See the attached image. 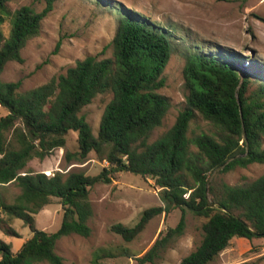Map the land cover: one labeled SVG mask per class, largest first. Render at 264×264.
I'll return each instance as SVG.
<instances>
[{
	"label": "trees",
	"instance_id": "obj_1",
	"mask_svg": "<svg viewBox=\"0 0 264 264\" xmlns=\"http://www.w3.org/2000/svg\"><path fill=\"white\" fill-rule=\"evenodd\" d=\"M11 1L0 0V106L8 111L0 118V231L19 236L13 225L18 218L32 235L17 251L0 237V264H66L57 243L72 233L91 235V187L110 183L116 172L125 171L153 178L164 205L145 209L135 225L112 224L111 231L131 242L155 216L176 209L183 212L177 226L169 227L145 253L135 256L136 264H157L183 234L188 211L204 218L202 237L179 264H210L234 237H264V173L247 185L214 177L237 166L264 163V66L255 62L254 68L238 53L220 47L207 51L198 43L182 44L175 39L173 27L118 3L111 6L118 20L112 57L87 55L66 73L21 91V81H4L2 73L9 61H24L23 48L39 35L57 0H44L41 11L32 5L12 9ZM176 51L186 60L187 105L172 127L149 142L170 107L160 89L166 85L164 71ZM254 77L259 82L252 89ZM107 91L113 97L96 135L81 111ZM198 114L216 130L190 137L191 122ZM71 130L79 132V148L67 152L68 158L85 161L94 152L108 162L100 173L47 174L28 166L33 158L44 159L65 147ZM13 182L21 193L8 201L2 188ZM53 197L61 199L64 217L60 228L49 232L37 228L35 215ZM123 253L126 250L119 251ZM119 254L101 248L94 259Z\"/></svg>",
	"mask_w": 264,
	"mask_h": 264
},
{
	"label": "rangeland",
	"instance_id": "obj_2",
	"mask_svg": "<svg viewBox=\"0 0 264 264\" xmlns=\"http://www.w3.org/2000/svg\"><path fill=\"white\" fill-rule=\"evenodd\" d=\"M118 3L164 27H173L175 39L182 44L198 43L207 51L211 47H220L238 53L246 64L251 63L254 68L255 62L264 66V0H57L54 9L43 19L39 35L31 38L23 48L24 61H9L2 79L21 81L20 90L26 91L66 73L78 59L87 55L112 57V40L118 20L111 6H117ZM22 5H32L41 11L45 1L10 2L12 9ZM185 63L182 53L176 51L165 68L166 85L160 92L169 98L170 107L162 124L154 129L149 142L172 127L187 105ZM258 82L254 77L252 89L257 88ZM112 97V91L98 94L81 111L96 135L105 107ZM7 113V109L0 106V118ZM215 130L208 120L198 114L191 122L188 134L192 137L203 131ZM78 135V131L71 130L67 134L65 147L56 149L44 159L33 158L28 166L35 171H83L87 175H97L108 162L99 160L94 152L85 161L68 158L67 152L74 153L79 148ZM263 173L264 163H252L215 173L214 177L231 185H247ZM160 190L153 178L129 171L116 172L110 183H96L90 190L94 208L89 220L91 235L72 233L63 236L57 243L58 253L64 257L66 264H136L135 256L145 253L162 232L177 226L183 212L176 209L170 214L155 216L131 242L111 231L110 227L115 223L135 225L145 209L164 205ZM2 191L8 201H14L21 193V187L13 182L4 186ZM63 217V203L60 198L53 197L35 215L36 226L55 232L60 228ZM185 220L183 234L172 241L157 264H179L201 240L204 218L188 211ZM13 225L19 236H9L0 231V237L11 242L13 250L17 251L32 235V231L22 219H15ZM101 248L118 254L126 250V253L102 257L96 262L95 253ZM244 261L264 264V237H234L231 244L210 264H238Z\"/></svg>",
	"mask_w": 264,
	"mask_h": 264
},
{
	"label": "built area",
	"instance_id": "obj_3",
	"mask_svg": "<svg viewBox=\"0 0 264 264\" xmlns=\"http://www.w3.org/2000/svg\"><path fill=\"white\" fill-rule=\"evenodd\" d=\"M47 174H53V173H51V172H46Z\"/></svg>",
	"mask_w": 264,
	"mask_h": 264
}]
</instances>
